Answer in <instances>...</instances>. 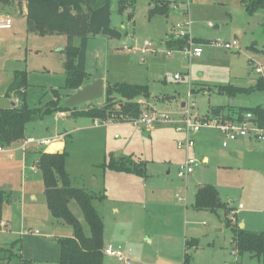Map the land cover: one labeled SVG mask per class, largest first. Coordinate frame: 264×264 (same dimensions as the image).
Returning a JSON list of instances; mask_svg holds the SVG:
<instances>
[{"label": "rangeland", "instance_id": "obj_1", "mask_svg": "<svg viewBox=\"0 0 264 264\" xmlns=\"http://www.w3.org/2000/svg\"><path fill=\"white\" fill-rule=\"evenodd\" d=\"M119 1L110 0V27L119 30L121 37L108 39L97 35L88 41L85 64L88 79L84 86L97 74L105 80L104 93L108 84L146 85L150 107L164 111L174 121L184 112L181 104L187 101L191 90L195 92L190 94L193 113L200 118L210 114L209 108L213 106L264 105V91L229 98L215 90L224 85L247 88L258 78L253 68L264 65V12L251 22L241 0H175L167 17L148 18L152 0H125L133 2V10L127 9L122 14L118 12ZM130 12L132 20L128 19ZM5 15L11 18L12 26L8 31H0V107H11L10 102L15 99L6 100L2 95L16 71L27 74L26 104L31 109L49 102L52 90L62 96L72 95L74 92L64 90V57L60 52L66 45L64 37H41L30 32L17 8H0V16ZM186 23L189 30L184 28L192 40L208 42L194 44L202 49V55L190 61L183 53L168 51L164 45L174 26ZM250 35H254L256 42L249 41ZM233 41L237 49L230 51L212 45ZM145 44L149 47L142 54ZM176 75L180 80L174 79ZM104 101L105 96L76 108L99 107ZM34 126L39 127L33 129ZM94 126L88 118L58 119L57 113H51L37 123H30L25 135L37 139L46 135V128L50 135L56 131L67 133L62 141L66 146L65 169L71 187L103 197L102 201L94 200L93 206L103 221L104 248L112 245L128 259L127 264H183L184 245L193 239L197 250L193 260L191 254L187 255V264H264L262 259H253L248 254H232V235L223 223L230 214L223 210L196 211L191 206L199 185L212 186L221 204L233 209L239 204L243 206L235 217L238 223L245 224L243 229L261 232L264 143L256 144L252 150H248L246 142L223 148L222 135L216 129H202L195 136L197 153L193 154V149L191 157L202 162V157L207 156L209 162H202L186 179H180L177 169L185 153L176 148L179 134L174 124H159L140 131L128 123ZM40 127L43 131H38ZM123 158L146 162L147 177L102 167ZM6 170L12 198L2 212L8 226L0 232V248H5L0 251V264H21L22 260L31 264H58V240L71 238L72 228L52 218L37 170L24 174L20 173V166L13 165ZM68 208L89 237L78 204L71 201ZM103 264L125 263L104 255Z\"/></svg>", "mask_w": 264, "mask_h": 264}, {"label": "trees", "instance_id": "obj_2", "mask_svg": "<svg viewBox=\"0 0 264 264\" xmlns=\"http://www.w3.org/2000/svg\"><path fill=\"white\" fill-rule=\"evenodd\" d=\"M24 2L26 14L24 15L30 32L41 37L61 36L65 38L66 45L60 50L63 55L62 67L64 70L66 92H75L84 86L88 75L85 71L86 52L88 41L97 35L108 39L120 38V31L110 27V0H0L1 3ZM248 17L259 16L264 12V0H241ZM175 0H158L149 4L148 18L155 16L167 17ZM133 10V2L120 0L118 12ZM133 14H128L132 20ZM264 31V29H263ZM77 41V44H76ZM193 44L208 42L193 39ZM164 45L168 51L181 52L189 47L188 37H176L173 33L168 35ZM28 88L27 74L16 71L13 80L8 86L5 98H15L18 106L0 108V147L9 148L25 140V127L30 123L42 120L51 113H68V119L88 118L93 122L130 123L142 113L143 107L137 100L149 101L150 93L146 85L128 83L108 84L105 89V101L99 107H88L84 110L68 109L64 104L70 96H63L57 90H52V99L40 108L31 109L26 104V90ZM217 94L235 98L238 95H248L252 92H263L264 81L259 78L251 87L242 88L232 85L215 87ZM195 93L191 90V94ZM220 112L221 109H218ZM229 117L242 116L251 113L258 117L264 125V108H239L229 111ZM216 117H204L209 120ZM65 151L62 154L41 153L35 162L37 171L41 174L44 187L46 206L53 219L72 228L71 238L58 240L60 254L58 264H103L104 225L102 218L93 206L94 200L102 201L103 197H96L82 189L71 187L69 175L65 169ZM105 169L116 173L145 177V163L134 162L131 159L112 160ZM75 201L88 225L90 236L84 235L79 222L74 218L68 206ZM10 198L0 191V230L2 211ZM194 209L196 211H210L216 213L223 210L230 214L231 208L221 204L217 191L212 186L198 188L195 194ZM226 227L232 235V245L237 256L248 254L251 258L264 261V228L261 232L247 231L236 228L230 219L225 218ZM195 243V242H194ZM186 247L189 244L185 243ZM0 251H3L0 249ZM188 257L185 254L184 264ZM21 264H31L21 261Z\"/></svg>", "mask_w": 264, "mask_h": 264}, {"label": "built area", "instance_id": "obj_3", "mask_svg": "<svg viewBox=\"0 0 264 264\" xmlns=\"http://www.w3.org/2000/svg\"><path fill=\"white\" fill-rule=\"evenodd\" d=\"M12 20L9 16H0V31H8L11 29ZM189 24L186 23L182 25H175L173 28V34L176 37H188L189 47L181 51L186 59L189 61L192 58H199L202 55V49L200 47H195L191 42L192 38L189 36ZM213 46L220 48L224 51H230L237 49V44L235 41L231 43H219L216 42L212 44ZM149 44H145V47L141 50V53L147 51ZM254 74L264 81V65H256L254 68ZM175 80H180L178 75L174 76ZM190 91L187 94V101L184 103L183 113L180 115L177 121H174L167 115L164 111H157L151 109L148 104L143 100H137L136 102L143 107L141 115L134 121L130 122L137 127V129L149 130L152 127L159 124H169L175 125V132L179 134L180 139L176 142V148L185 153V159L182 164L177 169V177L180 179H186L191 175L195 169L201 165V161H197L191 157V152L195 147L194 136L199 133L202 129H216L223 138L222 147L227 148L231 143L238 141H247L249 143H264V125L261 124L258 117L253 116L251 113H244L242 116L229 117L228 115H218L209 120H204V118L198 117V115L193 113V105L190 102ZM68 116V113H57L58 119H64ZM111 122H94L95 126H105ZM50 140H35L28 138L21 144V150L26 151L27 147L30 145L35 146H48L50 145ZM2 148L0 147V153ZM242 206H239L241 209ZM103 255L108 257H116L118 260L123 261L125 264L128 263V259H125L121 252L115 249L112 245L107 246L103 249Z\"/></svg>", "mask_w": 264, "mask_h": 264}, {"label": "crops", "instance_id": "obj_4", "mask_svg": "<svg viewBox=\"0 0 264 264\" xmlns=\"http://www.w3.org/2000/svg\"><path fill=\"white\" fill-rule=\"evenodd\" d=\"M152 1H158V0H152ZM1 4H6L8 6L5 7V5L2 6ZM10 4H8V3H1L0 2V5H1L0 8H4V9H10V8L11 9H14V8H17V11H19V14L24 17V15L26 14V6H25V3L24 2L18 1L17 2V5H15L14 2H12ZM5 16H7V15H5ZM257 17H258V15L254 16V17H248V18L252 22L254 19H257ZM256 30L257 29H255V31ZM251 33L253 34V31ZM249 38H250L249 41L256 42V40L254 39V35H250ZM64 40H65V38H64ZM65 43H66V41H65ZM61 49H62V47H61ZM257 79H259V77L255 79L254 83L251 86H253L255 84V82H256ZM104 81L105 80L103 78V82ZM251 86H249V87H251ZM5 93H6V91H5ZM5 93L2 95V97L4 99H6V100H9L10 98H8V99L5 98ZM10 103L12 104L11 107L18 106V102L16 101V99H13V103L12 102H10ZM147 104L150 107L149 101L147 102ZM182 104H184V103H182ZM182 104H181V108H183L182 107ZM255 107H262V108H264V105H257ZM255 107H250V108H255ZM150 108L151 109H154L152 107H150ZM239 108H243V107L213 106V107H210L209 108L210 114L206 115L205 117H210L211 115H216V116H218V115H229V113H230L229 111L230 110L239 109ZM218 109H221V111L219 112ZM223 112H225V113H223ZM64 119H67L68 120L67 117L64 118ZM35 123H37V122H35ZM115 124H126V123H115ZM128 124H130V123H128ZM28 125H26V127ZM26 127H25V130H26ZM35 127H39V126H34L33 129H35ZM39 130L40 131H43V127H40L38 129V131ZM45 130H46V132H45L46 135H42V136L38 137L35 140H50L51 141L50 145H48L46 147L45 146L30 145V146L27 147V150L26 151H22L21 150V144L18 143V144L12 145L11 147L7 148L6 150H5V148H2V152L0 153V191H3L5 194H7L10 199L12 198V194H11L12 193V190H11V184L9 183L10 182V180H9V177L10 176H8V173H7V170H6V167L7 166H11V165H13V167H15V166H18L19 167L20 166V173H21V171L24 174H26V173H32L33 171L37 170L34 164L38 160V157H39V155L41 153H47V154H56L57 153V154H61V153H63L65 151L66 146H65V144H64V142L62 140H63L64 136L67 135V133L66 132L59 133L58 131H56L53 135H50L49 129L46 128ZM25 132H24V135H25ZM195 136H194V141L196 143ZM28 138H32V137L31 136H28L27 137L25 135V140L28 139ZM177 138H178L177 140H179L180 139V136H177ZM32 139H34V137ZM243 142H246V144L248 145L247 146L248 150H252L256 144H259V143H249L247 141H238V142H235V143H231L230 145L232 146L233 144H236V143L242 144ZM196 149H197V144H196ZM4 150L7 152V155L6 156L2 155V153H3ZM195 153H197V151H195V148H194L193 154H195ZM184 159H185V156L183 158V161H184ZM202 162L204 164H207L209 162V158L207 156H203L202 157ZM146 165H147V163L145 162V169H146ZM145 174H146L145 177H147L146 170H145ZM167 174H170V172H168ZM22 182H23V180H22ZM200 187H203V186H200L199 185V187H197L196 190H195L194 197H193V204L191 205L192 207H194L196 191ZM13 201L16 202L15 199ZM9 203H7V204H9ZM239 206H242V205L239 204L237 209L231 208L232 211L230 212V215L228 214L230 217L229 218L226 217V218L227 219H230L232 221V224L236 228L243 229V228H245L244 227L245 224L243 222L242 223H240V222L238 223V220L235 219V217L237 216L238 212L240 210H242V208H243V206H242L241 209H239ZM208 212H210V211H208ZM223 223H224V226L226 227L225 220H224ZM7 226H8L7 220L3 219V216H2L1 230H0V232H3V229L7 228ZM243 230H245V229H243ZM194 242H196V240H193L192 239V240H189L187 242V244H189V247H186V245H184L185 251H184V255L183 256H185V254L186 255L191 254V258H192L193 254L197 250L196 244ZM15 243H13V244H15ZM230 243L232 245V236H231ZM13 244H11V245H13ZM0 249H5V248H0ZM189 251H191V253H189ZM232 254L233 255H236L235 252H232ZM192 260H193V258H192ZM183 264H184V257H183Z\"/></svg>", "mask_w": 264, "mask_h": 264}, {"label": "water", "instance_id": "obj_5", "mask_svg": "<svg viewBox=\"0 0 264 264\" xmlns=\"http://www.w3.org/2000/svg\"><path fill=\"white\" fill-rule=\"evenodd\" d=\"M104 96L103 76L97 74L91 78V82L78 89L70 95L65 101V108L73 109L94 100L101 99ZM184 107V104H182Z\"/></svg>", "mask_w": 264, "mask_h": 264}]
</instances>
